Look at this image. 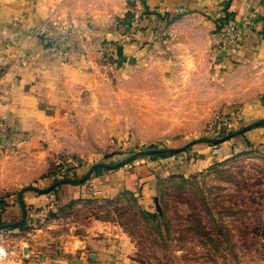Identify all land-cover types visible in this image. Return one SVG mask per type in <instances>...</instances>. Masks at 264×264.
<instances>
[{
	"label": "rangeland",
	"instance_id": "374dc122",
	"mask_svg": "<svg viewBox=\"0 0 264 264\" xmlns=\"http://www.w3.org/2000/svg\"><path fill=\"white\" fill-rule=\"evenodd\" d=\"M169 24L159 20L144 29L157 34L155 39L130 34L105 42L99 60L107 67L104 76L111 84L99 89L102 106L92 107L98 111L92 119L95 128L80 129L84 150L59 155L34 188L77 180L95 163L110 165L137 151L220 138L264 120L259 102L238 107L223 101L234 88L221 82L220 68L211 63V54L195 50L188 63L165 49ZM124 46L134 49L129 71L123 66ZM213 51H217L214 45ZM255 130L238 137L248 139ZM224 143L143 157L113 170L99 168L82 184L73 185L85 186L87 197L68 203L58 199L52 204L54 213L43 217L61 222L58 233L64 235L69 233L66 224L109 223L129 240L131 264H264V143H247L207 167L197 164L203 157L198 153L201 148ZM3 165L0 174L7 175ZM118 171L127 176L123 191L112 196L101 189L103 185L94 186L93 180ZM143 186L149 190L145 198L139 192ZM55 189L49 193L56 194ZM16 197L15 190H0V225L20 220L21 211L19 217L11 214V207L19 208ZM24 209L23 224L0 231L24 230L27 218L35 224L31 229L42 226L33 208Z\"/></svg>",
	"mask_w": 264,
	"mask_h": 264
},
{
	"label": "crops",
	"instance_id": "0c3cea01",
	"mask_svg": "<svg viewBox=\"0 0 264 264\" xmlns=\"http://www.w3.org/2000/svg\"><path fill=\"white\" fill-rule=\"evenodd\" d=\"M165 16L170 23L166 50L188 63L195 50L211 54L221 82L234 88L223 101L238 107L259 102L264 112V0H0V165L8 172L0 174L5 177L0 190L33 187L59 155L84 150L80 129L95 128L98 111L92 107L102 106L99 89L111 84L99 60L105 42L130 34L155 39L157 34L144 29ZM224 17L242 28L236 51L222 52L223 33L213 35V21ZM213 45L217 51L211 53ZM128 47L123 48L127 71L134 55ZM255 129L248 139L201 148L197 164L207 167L247 143H264V126ZM126 177L118 171L93 182L113 196L123 191ZM55 190L23 193V205L36 211L42 226L31 229L35 224L27 218L24 230H1L0 264H131L129 240L107 222L66 224L69 233H58L61 222L43 215L58 199L79 201L88 193L85 186L69 184ZM148 191L143 186L139 192L145 198ZM11 214L19 217V208L11 207Z\"/></svg>",
	"mask_w": 264,
	"mask_h": 264
},
{
	"label": "water",
	"instance_id": "95a60500",
	"mask_svg": "<svg viewBox=\"0 0 264 264\" xmlns=\"http://www.w3.org/2000/svg\"><path fill=\"white\" fill-rule=\"evenodd\" d=\"M264 126V121H255L249 125H246L245 127L234 131L232 133H229L223 137L220 138H202V139H194L190 142H188L187 144L178 147V148H162V149H149V150H144V151H137L135 153L130 154L129 156L125 157L124 159H122L121 161L115 163V164H104V163H95L93 165H91L89 167V169L84 173V175L82 177H80L77 180H70V179H62L59 181H56L55 183H53L52 185H50L47 188L44 189H36L34 187H24L22 189H20L17 193V204L19 206V209L21 211V218L19 221L14 222V223H10V224H2L0 225V229H4V228H9V227H16L18 225H21L25 222V218H26V212L24 209V205H23V201H22V195L24 192L26 191H35L38 193H42V194H46L51 192L53 189H55L58 186L61 185H65V184H69V185H79L82 184L84 181H86L88 179V177L92 174L93 171H95L96 169H107V170H113L116 168H119L120 166H123L129 162H132L134 160L143 158V157H148V156H154V155H164V154H177V153H181L184 152L187 148L194 146V145H198V144H210V145H218L221 143H224L230 139L236 138L240 135H242L245 132L250 131L251 129H255L258 127ZM155 204H156V199H155Z\"/></svg>",
	"mask_w": 264,
	"mask_h": 264
},
{
	"label": "built area",
	"instance_id": "2783aa9c",
	"mask_svg": "<svg viewBox=\"0 0 264 264\" xmlns=\"http://www.w3.org/2000/svg\"><path fill=\"white\" fill-rule=\"evenodd\" d=\"M60 31H63L64 28L59 27ZM224 42L222 44V52L223 51H236L239 49L241 45V41L243 39V31L242 28L234 23H229L228 25H225L222 29ZM52 50L55 49V47L51 48ZM24 142V141H23ZM0 254H2V251L0 250Z\"/></svg>",
	"mask_w": 264,
	"mask_h": 264
},
{
	"label": "trees",
	"instance_id": "16d2710c",
	"mask_svg": "<svg viewBox=\"0 0 264 264\" xmlns=\"http://www.w3.org/2000/svg\"><path fill=\"white\" fill-rule=\"evenodd\" d=\"M164 20H167L166 16H165ZM227 21H228V19H226V17H224L223 19H216L215 21H213L214 27H215V30H214L215 32L213 33V35L214 34H221L223 27L225 25L229 24V22L227 23ZM167 22H168V20H167ZM220 38H221V36H220ZM96 170H98V169H96Z\"/></svg>",
	"mask_w": 264,
	"mask_h": 264
}]
</instances>
